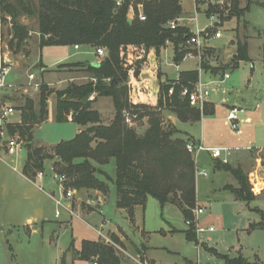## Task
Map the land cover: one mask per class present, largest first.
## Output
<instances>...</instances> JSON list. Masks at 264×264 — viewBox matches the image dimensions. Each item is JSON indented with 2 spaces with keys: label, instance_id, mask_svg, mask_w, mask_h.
I'll list each match as a JSON object with an SVG mask.
<instances>
[{
  "label": "rangeland",
  "instance_id": "rangeland-1",
  "mask_svg": "<svg viewBox=\"0 0 264 264\" xmlns=\"http://www.w3.org/2000/svg\"><path fill=\"white\" fill-rule=\"evenodd\" d=\"M31 1L36 5L39 3V0ZM238 1L240 8L250 6L245 16L241 19L234 17L226 20L231 8L224 12L225 20L218 15L220 23H217L211 32H220L221 37H212L205 42V47L214 49L217 54L209 59L213 67L231 65L238 42L248 43L250 61L240 62L236 69L223 71L230 76L228 80L222 82V73L213 75L202 72L198 58L187 57L180 65H176L173 61L172 46L163 50L159 66L165 73L163 75L170 80L177 79L179 73L184 71H201L200 80L203 84H209V102L215 105V112L203 116L202 120L196 123L179 121L178 136L184 139L192 137L202 142L204 147L231 149L229 164L241 167L250 180L249 172L256 167L252 156L264 158V0ZM181 3L184 8L183 17L187 19L194 15L193 0H181ZM207 3L208 0L197 2L200 7L197 19L201 29L210 25V14L205 13ZM9 22L10 19L5 22L0 14V48L3 51L10 40L7 33ZM20 22L28 26L31 38L23 51H10L13 67L8 83H12L13 87L0 90V109L3 106L15 109V113L8 117L10 122L18 120L19 108L24 105L27 97L38 100L39 92L27 84L34 85L42 81L50 84V88L55 91L62 90L73 82H86L82 71L68 65L53 68L56 62L61 60L60 64L92 63L97 57L95 50L89 46H83L79 52L73 51L69 46L45 47L40 50L37 19L24 16ZM189 24L190 30L195 33L196 24ZM41 57L43 63L53 69L36 70ZM66 57L68 59L64 60ZM31 73L35 75L33 79L29 76ZM148 91L144 98L155 99L157 91ZM51 103L53 110L55 95L52 96ZM233 108L240 110L241 120L247 117L252 119L249 124L241 122V135L233 132L227 123V115ZM95 109L102 115L103 122L109 124L114 111L112 99L100 98L95 104ZM134 114H137V118L132 126L139 134H144L149 119L146 116L140 118L138 113ZM161 115L165 122L172 119L178 121L170 110L164 109ZM78 128L72 122L57 123L49 120L36 130L35 142L50 149L61 141L73 139L79 133ZM0 154L7 160L0 161V264H61L63 257L66 264H92L75 259L70 246L73 244L74 249L79 250L82 241L99 240L94 228H100L101 225L104 227V233L119 229L124 235V248L134 256L119 251L121 264H136L133 258L137 256L148 260L150 264H227L219 255L230 259L243 256L252 264H264V228L254 231L250 229L252 224L263 221L264 191L257 193L253 202L237 200L226 189L228 186H238L235 178L229 172L217 170L214 164L216 160L211 161L205 152L200 153L196 159L199 171L197 201L206 209L204 214L198 216L197 226L204 229L213 228L214 231L199 233V245L187 240L185 232L189 227L181 210L172 204L162 209L159 202L151 197L148 198L145 208H136L135 225H131L127 213L117 209V194L113 183H109L110 191L105 197L95 191H78L74 204L81 205L83 213L90 208L95 211L90 216L79 212L78 217H71L65 210H58L49 197L50 194H54L58 199L63 196L62 189L53 178L52 161L46 163L43 181L36 180L34 185L23 174L27 155L25 146L14 156H8L1 150ZM256 169L255 177H260L252 180L254 183L256 179L264 182V168ZM102 170L115 178L114 161ZM202 171L208 176H202ZM99 178L106 181L103 176ZM39 187H42L43 191ZM89 200L99 201L101 205L88 207ZM68 204L69 201H64V205ZM57 211L60 217H56ZM28 219H32V225L37 229L35 234L30 235L26 230ZM206 247L216 250L217 254L210 252ZM145 251L155 263L144 257Z\"/></svg>",
  "mask_w": 264,
  "mask_h": 264
},
{
  "label": "trees",
  "instance_id": "trees-1",
  "mask_svg": "<svg viewBox=\"0 0 264 264\" xmlns=\"http://www.w3.org/2000/svg\"><path fill=\"white\" fill-rule=\"evenodd\" d=\"M131 1L120 6L116 0H0V14L5 22L10 19L7 33L9 51H23L31 38L28 26L20 19L35 17L38 23L39 49L61 46H89L103 48L106 55L99 64L77 63L70 65L83 72L86 82L70 83L62 90H52L41 81L38 100L27 97L19 108L20 123L7 124L9 137H18L27 151L23 165L24 176L33 181L37 174L46 171V163L52 161L53 170L68 178L67 187L77 191H98L108 195L109 183H113L117 194L116 206L127 213L131 225H135V210L145 208L149 197L157 200L162 209L168 204L177 206L185 222L190 223L185 232L188 241L199 245L193 211L197 207V162L187 151L186 144L192 138H181L179 131L170 122L162 119L161 111L170 110L178 121L196 123L205 115L215 112L213 105L206 103L203 111L190 106L187 98L181 96V86H175L174 95L168 90L174 80L162 82L163 73L159 61L162 51L171 43L174 47L173 61L180 65L191 50L187 41L194 33L187 26L172 29L169 24L184 15L181 0H145L143 12L145 21L137 17L128 18ZM140 3L136 1L135 5ZM264 8V3H262ZM240 8L238 0H232L226 20L241 19L249 10ZM207 15L224 12L209 5ZM131 22V23H130ZM212 33V32H211ZM214 49L205 48L199 68L213 75H223L226 69L238 68L240 62L250 61L249 45L238 42L236 55L231 65L213 67L209 59L215 57ZM154 56L155 62L150 63ZM42 63L35 67L43 68ZM149 67L155 79L159 80L156 99H145L139 95V79L136 72ZM200 70L179 73V80L191 89L200 81ZM55 95V122H72L81 127L80 133L69 141H61L47 149L35 142L36 130L48 120L49 100ZM147 96L146 94L144 95ZM100 98H111L114 118L105 124L102 115L94 105ZM138 113L148 117V128L139 134L134 126L125 123V112ZM1 139V138H0ZM115 163L113 179L103 168ZM215 168L233 175L237 187L228 186L237 200L253 202L257 194L252 191L248 175L241 167L215 161ZM99 176L105 177L103 181ZM92 209V208H90ZM263 221L252 224L250 229L264 228ZM112 239L121 245L116 233ZM210 252L217 251L206 247ZM75 259L93 264H121L118 251L111 245L97 241H82L81 248L70 247ZM225 259L227 264H252L243 256ZM61 264H66L64 257Z\"/></svg>",
  "mask_w": 264,
  "mask_h": 264
},
{
  "label": "built area",
  "instance_id": "built-area-1",
  "mask_svg": "<svg viewBox=\"0 0 264 264\" xmlns=\"http://www.w3.org/2000/svg\"><path fill=\"white\" fill-rule=\"evenodd\" d=\"M117 1V5L120 6L125 0H116ZM130 6L128 8V18L129 20H133L134 18H138L140 21H145L146 16L143 12V1L145 0H130ZM136 1H140V3H137V5H135ZM199 0H194V4H195V17H193V19H191L195 24H196V32L194 33V35L187 41V46L190 48V52L187 53V57L189 58H198L199 60V66L201 64V62L203 61V54H204V50H205V42L206 40L210 39V38H220L221 37V33L220 32H212L211 31L216 27L217 23H220V19L218 17V15H220L219 13H213L210 14L208 17V20L210 22V25L206 26L205 28L201 29L200 26L198 25V20H197V16H198V12H199V6L197 4ZM211 5L213 7H215L217 10L226 12L228 9L231 8V0H208L207 3V8L208 6ZM221 16V15H220ZM183 21V19H178L176 21H172L169 26L172 29H175L176 27L179 26L180 22ZM0 40H1V36H0ZM74 48L76 50L80 49V46L76 45L74 46ZM95 53L98 57L102 58L106 55V51L103 48H97L95 49ZM11 52L9 51L8 47L6 46L5 50L3 51L0 48V90H4V89H12L13 85L12 83H8V78L12 72V60H11ZM30 78L33 79L34 78V74L31 73L29 74ZM222 77V82L229 79V75L228 74H223L221 75ZM166 79L162 78V82H166ZM40 83H35L33 84H27L28 87H33L35 89L36 92L39 91L40 88ZM211 84V83H210ZM180 85L182 90H181V96L185 97L188 99L189 104L191 107L193 108H197L200 111H203L204 106L206 103H209V97H210V92L208 90V85L209 84H203L201 81H199L197 84L194 85V87L191 89L189 86L183 85L180 80L179 77H177V79L174 80V82L171 84L169 90H168V96L172 97L174 95V91H175V86ZM139 92H140V87H139ZM1 122H0V150H2L4 152V154H9V155H16L21 148L24 146L23 141H21L18 137H9L6 134L5 131V127L7 124H10L11 122L8 120V117L13 115L15 113V109L13 107H8V106H3L1 108ZM240 110L233 108L232 110L229 111L228 115H227V123L229 124L231 130L233 132H237L238 134H240V124L242 122L241 118H240ZM137 118V114L131 113L126 111L124 114V120L125 123L132 126L134 124V119ZM186 149L187 151L194 157L195 161L197 162V157L200 153L205 152L208 153L212 159L214 160H218L221 161L222 163H228V158L231 157L232 154V150L228 149V148H206L203 146V144L201 142H196V141H189L186 144ZM0 161L2 162H6V159L0 154ZM13 169L16 170L15 167H13ZM53 174H54V180H57L60 189H62L63 192V196H61L59 199L57 197H55L54 194H50L49 197L53 200V202L55 203V206L57 207L58 210L63 209L65 210L71 217H78V214L75 212L74 209V202L76 201V194L78 193L77 190H75L74 188L71 187H67V182H68V178L65 175H60L58 173H56L53 169ZM197 173H199V171L197 170ZM200 174L202 176L207 177L208 174L205 171L200 172ZM257 174H251L250 175V184L252 186V191L257 194V193H261L262 191H264V182H261L259 179V181H257L254 183L255 178H259L255 177ZM45 177V172H40L37 174V177L31 181L34 185L36 184V180H39L40 182L43 181ZM262 180V179H261ZM263 181V180H262ZM258 186H261L260 188H258ZM257 188V190H256ZM40 190L43 191L42 187H39ZM64 201H69L68 205H64ZM71 202V204H70ZM97 204V206L100 205V202L95 201V200H89L87 201V206L88 207H94V205ZM205 208L201 207L198 203H197V207L195 208V210L193 211V214L195 213L194 219H195V224H196V233L197 235L199 233H204V232H213L214 229L213 228H209V229H204V228H200L197 226V221H198V216L204 214L205 212ZM56 217H60L59 212H56ZM187 225L189 226L190 223H187ZM94 231L97 233L98 237L101 239V241L107 245H111L112 247H114L118 252H122L127 254L128 252L125 250V248H123L121 245H119L118 243H116L110 233H104V227L103 225H101L100 228H94ZM134 259V262L136 264H150L148 262V260L146 259H142L140 256H137Z\"/></svg>",
  "mask_w": 264,
  "mask_h": 264
},
{
  "label": "crops",
  "instance_id": "crops-1",
  "mask_svg": "<svg viewBox=\"0 0 264 264\" xmlns=\"http://www.w3.org/2000/svg\"><path fill=\"white\" fill-rule=\"evenodd\" d=\"M193 3H194V0H193ZM183 10H184V8H183ZM193 17H195V6H194V15L192 14L191 15V17H189V18H187L186 19V17H182L181 19H183V21H187V23H185V22H183V21H181L180 22V24L179 25H182V26H187V27H190V24L189 23H194L191 19H193ZM198 20V19H197ZM198 25H199V23H198ZM170 46H172L173 47V45H171V43H169L168 44V46L164 49V50H166L168 47H170ZM73 51H77V52H79L81 49H82V47L83 46H81L80 47V49H78V50H76L75 48H74V46H69ZM51 48H58V47H51ZM94 49V48H93ZM95 50V49H94ZM95 52V51H94ZM163 52V51H162ZM91 53H93V52H91ZM95 55H96V53H95ZM162 55V54H161ZM213 55L215 56V55H217L216 54V52H214L213 53ZM236 55V54H235ZM235 55H234V57H235ZM97 56V55H96ZM173 56H174V47H173ZM72 57V56H71ZM68 59V57H66V58H64V60H67ZM102 58H100V57H96V59H94L93 61H92V63L94 64V63H99L100 62V60H101ZM61 61V60H60ZM60 61H58V62H56L55 63V66L53 67V68H56V67H59V66H61V65H68V66H70V65H74V64H77V63H87V62H77V63H67V64H60L59 62ZM155 62V58H154V56H151L150 57V63H154ZM39 63H42V65L44 66L43 68H42V70L43 71H46V70H50V69H53V68H50V66L48 67V66H46L44 63H43V60H42V57H41V59L38 61V63L37 64H39ZM161 64H162V62H161ZM191 71H193V70H191ZM202 71V70H201ZM201 71H200V78H201ZM203 72V71H202ZM162 73L163 74H165L163 71H162ZM12 75V74H11ZM43 76H44V73H43ZM178 77H179V75H178ZM163 79H166V80H170L167 76H165V75H163V77H162ZM86 79V78H85ZM136 79H139V81H138V85H139V87H140V92H139V95L141 96V98H144L145 96V94L147 93V91L148 90H150L151 92H153V91H157L158 90V87H159V80H157V79H155L154 78V76H153V73L151 72V70L149 69V67H145L142 71H140V73H139V75H138V77H136ZM228 80V79H227ZM201 81V80H200ZM226 81V80H225ZM225 81H223V82H225ZM50 85V84H49ZM149 92V91H148ZM156 95V94H155ZM155 99H156V97H155ZM99 100V99H98ZM51 101H52V96H51V98H50V100H49V115H48V120H47V122L49 121V120H54L55 121V103H54V109L52 110L51 109V107H50V103H51ZM98 102V101H97ZM96 102V103H97ZM95 103V104H96ZM210 104H212L213 105V108H214V110H215V105L213 104V103H211V102H209ZM52 104V103H51ZM94 107H95V105H94ZM0 111H1V109H0ZM113 113H114V111H113ZM112 113V117H111V121L113 120V118H114V114ZM1 114V113H0ZM20 121H21V118H20V116H19V118H18V120L17 121H15V122H11L12 124H17V123H20ZM110 121V122H111ZM243 122H245L246 124H249V123H251L252 122V119L250 118V117H247V118H245L244 120H242ZM170 122H172L173 123V125L177 128V123L179 122V121H177L176 119L174 120V119H172V121H170ZM46 123V122H45ZM44 123V124H45ZM105 123V122H104ZM105 124H108V123H105ZM42 127V125L39 127V128H41ZM79 127V126H78ZM80 129H81V127H79L78 128V131L80 132ZM178 130V129H177ZM179 131V133H180V130H178ZM240 135H241V132H240ZM190 138H192V137H190ZM194 141H196V142H199L198 140H194ZM202 143V142H201ZM40 146H42V145H40ZM53 147V146H52ZM206 148H211V147H206ZM261 150V149H260ZM2 151V150H1ZM207 155H208V157H209V159L211 160V161H213L214 159H212L211 158V156L208 154V153H206ZM6 155H8V156H14V155H9V154H6ZM254 159L252 160L253 162H256V167L253 169V171H251V172H249L250 173V175L251 174H257V169L256 168H258V167H262V169L264 168V158L263 157H261V156H256V157H254V156H252ZM7 161V160H6ZM215 162V161H214ZM263 162V163H262ZM53 163V162H52ZM215 164V163H214ZM51 169H53L52 168V165H51ZM220 171V170H219ZM253 172V173H252ZM25 177V176H24ZM26 178V177H25ZM27 179V178H26ZM30 183H31V181L29 180V179H27ZM32 184V183H31ZM259 187H261V186H259ZM97 194L99 193L98 191H95ZM104 197H105V195H103ZM101 199V198H100ZM53 201V200H52ZM101 205V204H100ZM99 205V206H100ZM74 209H75V212L76 213H79L80 212V214H82V215H87V216H90L92 213H94V211L95 210H93V209H89L86 213H83L84 212V210H82L83 208H82V206L81 205H79L78 204V206L77 205H75L74 204ZM118 209V208H117ZM119 210H122V209H119ZM32 223H33V221H32V219H28V222L26 223V230H27V232L30 234V235H32V234H35L36 232H37V229L32 225ZM110 232H112V233H116V234H118V236L120 237V239H121V241L125 244V237H124V235H122L121 234V232L119 231V229L117 230V231H108V233H110ZM100 240V239H99ZM71 247V246H70ZM69 252V251H68ZM128 252V251H127ZM129 254V253H128ZM129 255H132V254H129ZM144 257H148V255H147V252L145 251L144 252ZM132 256H134V255H132ZM148 259L150 260V261H153L154 263H155V261L153 260V259H150L149 257H148ZM60 262H62V259H61V261ZM93 264V263H92ZM156 264V263H155Z\"/></svg>",
  "mask_w": 264,
  "mask_h": 264
},
{
  "label": "water",
  "instance_id": "water-1",
  "mask_svg": "<svg viewBox=\"0 0 264 264\" xmlns=\"http://www.w3.org/2000/svg\"><path fill=\"white\" fill-rule=\"evenodd\" d=\"M130 23H131V22H130ZM94 64H97V65H98L99 63H94ZM139 73H140L139 71L136 72L135 77H138ZM79 133H80V132H79ZM79 133H78V134H79Z\"/></svg>",
  "mask_w": 264,
  "mask_h": 264
},
{
  "label": "bare ground",
  "instance_id": "bare-ground-1",
  "mask_svg": "<svg viewBox=\"0 0 264 264\" xmlns=\"http://www.w3.org/2000/svg\"><path fill=\"white\" fill-rule=\"evenodd\" d=\"M258 188H260V187L258 186Z\"/></svg>",
  "mask_w": 264,
  "mask_h": 264
}]
</instances>
